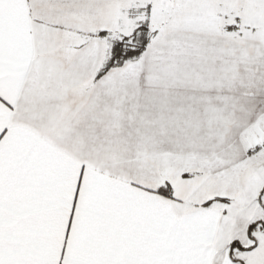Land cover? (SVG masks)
<instances>
[{"label": "snow or ice", "instance_id": "obj_1", "mask_svg": "<svg viewBox=\"0 0 264 264\" xmlns=\"http://www.w3.org/2000/svg\"><path fill=\"white\" fill-rule=\"evenodd\" d=\"M0 264H264V0H0Z\"/></svg>", "mask_w": 264, "mask_h": 264}]
</instances>
